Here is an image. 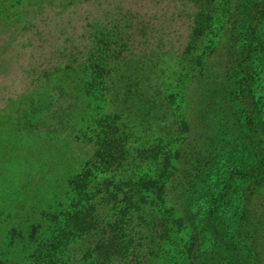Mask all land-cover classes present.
Segmentation results:
<instances>
[{
    "label": "trees",
    "instance_id": "16d2710c",
    "mask_svg": "<svg viewBox=\"0 0 264 264\" xmlns=\"http://www.w3.org/2000/svg\"><path fill=\"white\" fill-rule=\"evenodd\" d=\"M190 1L197 9L180 59V97L165 101L135 85L101 95L97 148L84 155L85 174L65 186L73 208L54 231L49 264H155L184 230L190 264H263L264 0ZM221 16L227 21L216 33ZM106 64L86 83L91 91L106 87ZM66 117L55 131L68 128ZM133 153L144 174L93 179L92 169L109 172ZM34 155L15 159L20 210L29 194L22 177L40 162ZM41 166L50 177L52 163Z\"/></svg>",
    "mask_w": 264,
    "mask_h": 264
},
{
    "label": "rangeland",
    "instance_id": "374dc122",
    "mask_svg": "<svg viewBox=\"0 0 264 264\" xmlns=\"http://www.w3.org/2000/svg\"><path fill=\"white\" fill-rule=\"evenodd\" d=\"M196 9L190 0H0V264H49L54 231L73 208L65 186L85 174L84 155L97 148L102 94L135 85L165 101L180 97ZM225 21L216 20V33ZM105 59L106 87L91 91L86 83ZM68 111V128L55 131ZM27 153L40 162L22 177L29 194L20 210L15 159ZM136 157L109 172L92 169L93 179L137 178L144 170ZM44 160L54 167L50 177ZM189 239L186 230L172 234L155 264H190Z\"/></svg>",
    "mask_w": 264,
    "mask_h": 264
}]
</instances>
